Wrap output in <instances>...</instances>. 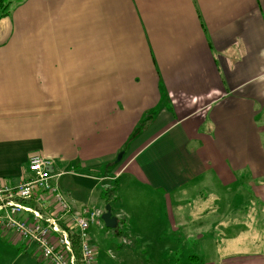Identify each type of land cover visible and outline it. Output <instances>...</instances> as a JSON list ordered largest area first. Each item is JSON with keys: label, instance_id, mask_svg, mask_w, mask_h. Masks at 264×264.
I'll use <instances>...</instances> for the list:
<instances>
[{"label": "crops", "instance_id": "obj_1", "mask_svg": "<svg viewBox=\"0 0 264 264\" xmlns=\"http://www.w3.org/2000/svg\"><path fill=\"white\" fill-rule=\"evenodd\" d=\"M34 155L75 214L111 190L141 242L194 225L206 245L260 221L264 0H14L0 19V185L31 178ZM45 196L30 204L59 213Z\"/></svg>", "mask_w": 264, "mask_h": 264}, {"label": "rangeland", "instance_id": "obj_2", "mask_svg": "<svg viewBox=\"0 0 264 264\" xmlns=\"http://www.w3.org/2000/svg\"><path fill=\"white\" fill-rule=\"evenodd\" d=\"M105 193H107L108 202L105 197V202L101 201L99 206L101 216L107 204H110L113 216L118 219V225L116 228H108L99 216L100 224L97 223L89 229L92 243L95 246L96 264H207V261L203 259V255L206 254L232 256L247 252L264 253V210L260 208L258 200L260 221H257V224L250 222L246 228L227 230L226 239H214V243L205 245L202 230L194 229V225L190 226L193 227L192 229L181 227L173 230L172 234H170L172 230H167L168 236H165L167 238L164 237L163 230H157L162 233L161 239L139 241L137 233L140 232V228L137 221L140 218H131L128 214H124L116 204L117 199L115 200L112 191L105 190ZM248 199L251 201L249 193ZM65 200L67 201L66 198ZM44 201L43 199L38 202L44 204ZM242 201H246L244 195ZM67 203L69 204L68 201ZM125 218H127V224L124 226L123 219ZM13 232L0 226V264H51L41 257L35 245L21 243L16 238V233ZM230 233L236 235L237 238ZM71 234L73 240L78 239L75 230H71ZM77 254L80 257V251ZM168 257L170 259L165 260Z\"/></svg>", "mask_w": 264, "mask_h": 264}, {"label": "built area", "instance_id": "obj_3", "mask_svg": "<svg viewBox=\"0 0 264 264\" xmlns=\"http://www.w3.org/2000/svg\"><path fill=\"white\" fill-rule=\"evenodd\" d=\"M51 165L48 159L34 155L29 164L31 178L16 186L0 185V226L35 245L47 263L96 264L89 229L98 223L101 211L84 207L75 214L70 204H65L64 195L51 182ZM46 194L52 196L62 211L47 215L30 204L31 201H42ZM71 230L78 234L80 257Z\"/></svg>", "mask_w": 264, "mask_h": 264}, {"label": "water", "instance_id": "obj_4", "mask_svg": "<svg viewBox=\"0 0 264 264\" xmlns=\"http://www.w3.org/2000/svg\"><path fill=\"white\" fill-rule=\"evenodd\" d=\"M123 153H120L118 156V160L121 159ZM101 218L105 222L106 227L108 228H116L118 225V219L116 216H113L111 205L107 204L105 212L102 214Z\"/></svg>", "mask_w": 264, "mask_h": 264}, {"label": "trees", "instance_id": "obj_5", "mask_svg": "<svg viewBox=\"0 0 264 264\" xmlns=\"http://www.w3.org/2000/svg\"><path fill=\"white\" fill-rule=\"evenodd\" d=\"M13 2H14V0H0V19L10 15L11 5ZM106 194L107 193H105L104 197H105L106 201L108 202ZM74 244H75V248H76L77 252H79L78 239L77 238H74Z\"/></svg>", "mask_w": 264, "mask_h": 264}, {"label": "bare ground", "instance_id": "obj_6", "mask_svg": "<svg viewBox=\"0 0 264 264\" xmlns=\"http://www.w3.org/2000/svg\"><path fill=\"white\" fill-rule=\"evenodd\" d=\"M64 201H65V204H68L67 201L65 200L64 198ZM98 224H100V220L98 219Z\"/></svg>", "mask_w": 264, "mask_h": 264}]
</instances>
